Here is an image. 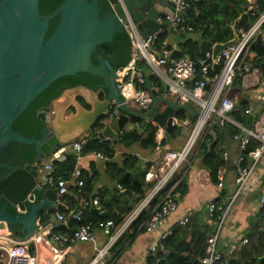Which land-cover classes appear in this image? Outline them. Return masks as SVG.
<instances>
[{"label": "water", "instance_id": "obj_1", "mask_svg": "<svg viewBox=\"0 0 264 264\" xmlns=\"http://www.w3.org/2000/svg\"><path fill=\"white\" fill-rule=\"evenodd\" d=\"M110 1L114 10L107 1L111 10L106 11L100 0H64L51 14L43 15L40 0H0V155L12 143L30 145L35 151L32 163L10 166L0 162V170H9L0 176V233L16 231L21 234L17 240L26 241L49 224L55 228L62 224L57 212L65 206L57 191L43 183L41 168L51 155L65 150L77 139L97 137L104 143L117 144L123 132L134 129L133 119L153 122L165 129L175 125L177 110H184L190 118L199 114L191 104L159 96L155 90L151 91L152 103L146 109L124 103L117 84L118 68L98 52V47L127 33V16L143 38L164 29L173 31V27L158 23L156 18L173 14L175 4L170 0ZM56 16L59 21L46 37L50 21ZM232 29L230 41L214 45L213 58L238 41L236 26ZM79 74L91 75L98 83L67 89L43 107L37 114L44 123L40 138L27 137L13 129V122L54 81ZM113 102L119 113L117 118L110 119ZM213 120V141L209 146L217 140L214 128L224 129L219 117ZM99 121L103 127L94 131ZM247 121L252 125L254 114L248 115ZM188 132V127H182L177 140L183 141ZM46 238L43 235L42 240ZM263 261L264 255L257 258V264Z\"/></svg>", "mask_w": 264, "mask_h": 264}, {"label": "trees", "instance_id": "obj_2", "mask_svg": "<svg viewBox=\"0 0 264 264\" xmlns=\"http://www.w3.org/2000/svg\"><path fill=\"white\" fill-rule=\"evenodd\" d=\"M64 0H40V12L43 15L51 14L57 9ZM101 6L108 7L107 0H100ZM264 13V0H255L251 4L248 0H192L190 8L187 12L186 20L193 28L192 31L179 34L178 48L174 49L168 43L169 30H162L154 44V51L160 54L163 49L172 51L174 58L180 59L187 57L194 62L203 58L205 53L212 51L214 45L223 44L230 41L233 37L232 27L235 25L237 31L240 28L248 29L258 17ZM59 16L54 17L50 21V28L46 37H49L57 23ZM264 33L260 36L253 47L256 53V58L253 63L264 76V52L262 44ZM98 52L107 60L114 63L117 68L126 66L131 57V44L127 33L117 35L113 42L103 44L98 47ZM114 60V61H112ZM97 63L96 61H94ZM145 64L141 63L140 66ZM219 68L214 66L212 73ZM244 72L239 73L233 83V87H239L242 83ZM153 82L155 86L162 87V82L152 75L146 78L144 87L148 90V83ZM98 83L91 75L79 74L68 75L54 81L51 86L43 91L22 113V115L13 122V129L27 137L40 138L44 123L37 117L39 111L49 106L52 101L57 99L65 90L78 86H94ZM137 88L140 86L135 84ZM231 91L229 93L230 99ZM232 100V99H231ZM248 109L244 102L236 106V109L231 113V117L242 127L250 128L247 122V115L244 111ZM175 117L178 120L190 119L191 123L195 122L196 118H190L184 110H177ZM132 123L138 124L137 128L128 132H123L118 137L117 144L111 142L104 143L97 137L87 139L86 144L82 148L81 156L88 154L101 153L108 160L107 172L111 180L118 185L123 191H118V197L115 200L108 197L101 202L105 209V214L100 216L92 208L82 210V221L74 219L70 212L78 205H82L83 199H90L92 195V187L96 180L97 172L92 173L81 171L78 179L69 186V193L64 196L68 210H61L67 218V223L62 224L53 231L60 233H70L75 230L81 223L92 222L94 225H99L105 220H113L116 225H120L125 216L130 214L136 205L145 197L148 189L152 187L151 183L146 182V174L152 166L151 163H144L141 158L134 153H122L120 162L112 161L116 155L117 147L125 149L138 146L142 150H154L156 147H166L175 144L178 140L180 128L177 126L166 129V137L159 144L157 142V134L159 128L153 123L142 119H133ZM103 127L100 121L95 125L94 131ZM213 127V126H212ZM212 127L205 133L202 141L197 147L191 159L198 161L199 165L206 169L210 175V180L214 185L219 183V172L223 168L232 169L229 162L224 161V153L230 152L231 143L236 142L235 136L242 135V130L231 123H225L224 129L215 127L214 131L217 140L211 145L213 137L210 135ZM16 148L22 152V158H19L15 163H32L35 157L34 148L30 145H20L13 143ZM238 146V157H243L241 166L250 165L249 154L259 147V143L250 140L244 150H240ZM78 157L76 153L68 152L65 162H55L54 174L56 177H61L66 180L71 179V173L76 169ZM234 171V170H233ZM235 172V171H234ZM71 192V194H70ZM188 192L187 174L183 176L179 185L175 188L174 194L178 195V200L184 198ZM165 192L156 198L148 209L143 210L140 216L133 222L128 231L121 239L111 248L110 256L106 259L105 264H117L118 260L125 251L126 244L129 241L127 236L129 233L145 232L143 224L150 216L152 211L162 202ZM226 196L222 192L220 196L214 199L217 205L220 203V198ZM95 197V196H94ZM0 194V203L2 202ZM221 211H214L209 214L208 206L204 210L194 213L187 224H176L171 229V234L165 238L162 243L164 249L158 250L147 256L144 264H204L203 260L208 256L207 247L209 239L215 234ZM210 219V222H208ZM95 227V226H94ZM14 238H19L20 233L11 231ZM220 238V236H219ZM246 240L245 243L243 241ZM219 241V240H218ZM240 247L233 252L229 248L223 251H218L220 258L214 264H257V258L264 255V206L259 207V210L249 221L241 238ZM219 246V245H218ZM31 252H34V247H31ZM61 264H69L64 260ZM264 264V261L261 263Z\"/></svg>", "mask_w": 264, "mask_h": 264}, {"label": "built area", "instance_id": "obj_3", "mask_svg": "<svg viewBox=\"0 0 264 264\" xmlns=\"http://www.w3.org/2000/svg\"><path fill=\"white\" fill-rule=\"evenodd\" d=\"M114 10V4L107 0ZM121 1V0H120ZM175 4L173 14L159 15L156 20L158 23H167L174 30L187 33L193 30L190 23L186 20L187 12L192 0H170ZM251 4L255 0H248ZM124 28L129 35L131 44V57L128 64L117 69V84L121 90L124 103L128 106L146 109L152 103L151 91L144 87L146 78L140 64H145L161 82L164 84L166 93L177 102L189 103L198 110V116L193 123H182L188 127L189 132L185 137L182 147L178 150H167L163 155V165L159 169L155 185L150 189L146 196L138 203L134 210L124 218L120 225H116L113 220H105L100 223L102 232L108 237L107 243L97 251L95 257L88 264H103L111 248L129 230L133 222L140 216L143 210L149 208L150 204L166 191L162 202L152 211L143 227L146 233L158 230L165 223L166 219L178 208V195L174 194L175 188L187 171V163L196 151L205 133L213 126L214 118L219 117L221 123H231L242 130V135H237L234 139L239 143L240 150H244L250 140L257 141L259 147L249 154L250 165L243 167L241 162L243 157H238L235 165V191L228 197L220 198L217 205L211 201L208 204L210 215L218 210L221 211L219 222L215 234L209 239L207 253L208 256L203 260L204 264H214L220 256L217 245L222 228L234 203L242 195H249L255 192L259 197L257 203L259 207L264 206V173L261 177L255 175L256 168L264 155V123H257L255 128H245L232 119L231 113L236 109V104L230 99L229 93L233 86L236 76L244 72H252L247 58L253 51L258 38L264 33V13L248 28H240L237 32L238 41L220 52L213 58V49L205 53L204 57L197 62L187 57L180 59L174 58L172 51L163 49L160 54L154 51V44L158 34L162 31L143 38L138 31L132 18L127 16ZM214 66L219 69L212 73ZM135 84L140 87L137 88ZM118 105L114 102L110 106L109 118L118 117ZM244 113L251 114L250 109ZM175 125L180 126L176 120ZM134 127H138L135 124ZM86 138L77 139L71 146V151L76 153L78 159L81 151L86 144ZM67 147L57 154L51 155L45 163L42 175L43 183L53 187L60 197L69 193V186L72 185L74 178L78 179L81 175L79 169L71 173V179L56 177L54 174L55 162H65L68 155ZM99 158L107 160L101 153L96 154ZM223 159L229 162V153H224ZM203 183L210 179L208 172L201 173ZM218 187L222 188L223 178L218 176ZM83 208H92L98 215L105 214V209L101 205L99 197L82 200ZM194 212H187L177 224L185 225L193 216ZM74 219L81 222L80 212L72 215ZM57 218L66 223L67 218L64 214L58 213ZM94 223H81L70 233H60L53 231L52 228H45L37 232L26 241H20L12 236L9 231L0 233V259L5 257L3 264H41L38 254V243L43 235L49 237L57 248V253L47 263L42 264H61L66 257L68 248L76 243H95L97 231ZM171 234V229H166L160 237L151 245L147 256L158 250H163L162 241ZM246 240L243 241L245 243ZM34 247V252H31ZM240 247V242L235 241L230 247L233 252ZM145 257V260L147 258ZM144 260V262H145ZM2 264V263H1ZM144 264V263H143Z\"/></svg>", "mask_w": 264, "mask_h": 264}, {"label": "crops", "instance_id": "obj_4", "mask_svg": "<svg viewBox=\"0 0 264 264\" xmlns=\"http://www.w3.org/2000/svg\"><path fill=\"white\" fill-rule=\"evenodd\" d=\"M169 32L170 34L168 43L171 44L174 49H177L180 36L177 34L176 30H169ZM255 58L256 53L253 50L247 58V62L251 66L252 72L243 76L242 83L239 87L232 86L231 88V99L236 104V106L241 102H244L247 105V108L251 110V114H254L255 116L254 123L252 125L248 124L250 128H255L258 126L257 123H264V76L261 74L259 69L255 67V64L253 63ZM140 67L145 74V78H149L153 75L152 71L146 65ZM148 87L150 88V91L155 90L157 95L172 99L167 95L164 84L162 87H158L155 86L153 82H149ZM165 107V104H163L162 108L164 109ZM176 120L180 123V126H174L179 127L180 130L182 127H186L182 125L183 122L186 124L191 123L189 118L185 120H178L176 118L175 121ZM133 128L136 127L133 126ZM158 128L159 131L157 134V142L160 144L161 141L166 137L167 128ZM184 140L177 141L171 146H158L154 150H142L138 146H134L129 149L117 147L116 155L112 161L120 162L122 153H134L136 156L141 158L144 163H151L152 166L146 174V182L151 183L153 187L156 183V177L159 173V169L163 165V155L165 151L180 149L184 143ZM109 142L115 145L112 141ZM237 144L233 142L231 145H229L230 152L228 153L230 155L229 161L232 169L228 170L227 168H223L219 172V176L223 178L222 188H219L218 185H214L210 179L203 183L201 173L208 171L202 168L198 161L193 162V160L190 159L186 166L187 171H184V175L187 174L188 192L184 198L178 200V208L166 219L163 226H161L158 230L152 233H129L127 236H131L127 238L129 241L127 242L126 248L124 249L125 251L122 253V256L118 260L117 264H143L151 245L166 229H172L187 212L193 211L194 213H198L204 210L207 208L208 204L220 196L222 192L226 193L225 197L232 195L235 191L236 171L234 164L237 161V152L239 150ZM67 151L72 152L70 146L67 147ZM107 163L108 160L99 158L95 153L88 154L81 156L78 159L76 169L90 174L93 170L97 172L96 180L94 182V186L92 187V195L89 198L97 196L99 197L100 201H103V197H105V199L108 197L109 199L115 200L114 203H117L116 198L118 197V191L122 192L123 190L118 187V185L114 183L109 177L107 172ZM41 172L44 174L43 168H41ZM263 173L264 155L256 168L255 175L257 177H261ZM75 180L76 179L74 178L73 183ZM150 189H148L146 194L150 191ZM258 197L259 195L257 192L249 195H242L234 203L220 233L217 251H223L225 248H229V245H232V243L235 241L239 242L241 240L243 233L249 224V221H251L252 218L256 216L259 210L257 203ZM59 198L60 203L65 206V209L63 210H68L69 206L66 204L64 197ZM85 209L86 208H83V206L80 204L76 208L72 209L70 214L72 216L74 213H81L82 210ZM60 211H58L57 214L60 213ZM127 216H125V218ZM208 222H210V219H208ZM66 223L62 222V224ZM47 227L52 229L55 228L52 224H49ZM95 229L97 231L96 242L76 243L72 245L70 248H68L64 260H67L69 264H88L97 254V251L108 241V237L104 235L99 225H95ZM38 246V254L41 258V262L43 263H47L52 258V256L57 253V248L49 237L43 239L42 241L40 240ZM109 256L110 253L105 257L103 264H105L107 261L106 259Z\"/></svg>", "mask_w": 264, "mask_h": 264}, {"label": "flooded vegetation", "instance_id": "obj_5", "mask_svg": "<svg viewBox=\"0 0 264 264\" xmlns=\"http://www.w3.org/2000/svg\"><path fill=\"white\" fill-rule=\"evenodd\" d=\"M103 8L106 11H110L111 7L108 4V7L103 6ZM109 61V60H108ZM114 61V60H112ZM113 66L114 63L109 61ZM115 67V66H114ZM96 86V85H95ZM101 95V94H100ZM22 152L20 149L16 148V146L12 143L9 144L6 148L3 149L1 155H0V162L8 164V165H12V166H21V165H25L27 163H22V159L20 161H18L19 163H15L19 158H22ZM9 170L4 168L0 170V176H4L6 174H8ZM3 201L0 203V206L2 205Z\"/></svg>", "mask_w": 264, "mask_h": 264}, {"label": "rangeland", "instance_id": "obj_6", "mask_svg": "<svg viewBox=\"0 0 264 264\" xmlns=\"http://www.w3.org/2000/svg\"><path fill=\"white\" fill-rule=\"evenodd\" d=\"M94 257H95V256H94ZM4 261H5V257H4V258H1V259H0V264H1V263L3 264ZM40 261H41V258H40ZM42 263H43V262H41V264H42Z\"/></svg>", "mask_w": 264, "mask_h": 264}]
</instances>
